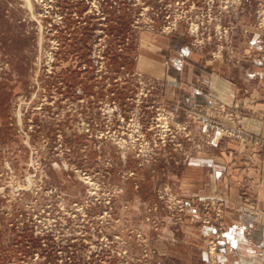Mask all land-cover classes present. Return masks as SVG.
<instances>
[{"label":"rangeland","instance_id":"374dc122","mask_svg":"<svg viewBox=\"0 0 264 264\" xmlns=\"http://www.w3.org/2000/svg\"><path fill=\"white\" fill-rule=\"evenodd\" d=\"M262 78L264 0H0V264H264Z\"/></svg>","mask_w":264,"mask_h":264},{"label":"crops","instance_id":"0c3cea01","mask_svg":"<svg viewBox=\"0 0 264 264\" xmlns=\"http://www.w3.org/2000/svg\"><path fill=\"white\" fill-rule=\"evenodd\" d=\"M262 80H264V78H262ZM249 95H251L252 97H254V96H257V97L259 96L260 97V96H262L263 98L262 97H260V98H262L261 100H263L261 102L263 104L262 106L264 107V82H262L261 86L258 87L257 90L256 89L255 90H250L249 89Z\"/></svg>","mask_w":264,"mask_h":264},{"label":"bare ground","instance_id":"6f19581e","mask_svg":"<svg viewBox=\"0 0 264 264\" xmlns=\"http://www.w3.org/2000/svg\"><path fill=\"white\" fill-rule=\"evenodd\" d=\"M27 2H28V0H26ZM259 18V17H258ZM163 116V115H162ZM166 123V122H165ZM159 124V123H158ZM167 124V123H166ZM166 126V125H165ZM163 127V126H162ZM159 129H160V127H159ZM162 129V128H161ZM165 129V128H164ZM166 130V129H165ZM263 143V142H262ZM125 146V145H124ZM87 182V181H86ZM90 182V181H89ZM218 215H219V213H218ZM213 251V250H212ZM212 253V252H211Z\"/></svg>","mask_w":264,"mask_h":264}]
</instances>
